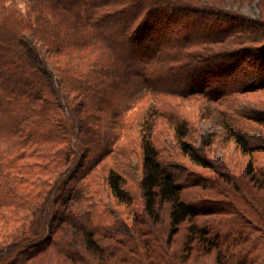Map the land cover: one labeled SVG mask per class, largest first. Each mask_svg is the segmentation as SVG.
<instances>
[{
  "label": "trees",
  "instance_id": "obj_1",
  "mask_svg": "<svg viewBox=\"0 0 264 264\" xmlns=\"http://www.w3.org/2000/svg\"><path fill=\"white\" fill-rule=\"evenodd\" d=\"M25 2L0 0V264H264V102L209 115L221 132L199 148L166 106L264 92V0L258 17L221 0Z\"/></svg>",
  "mask_w": 264,
  "mask_h": 264
},
{
  "label": "rangeland",
  "instance_id": "obj_2",
  "mask_svg": "<svg viewBox=\"0 0 264 264\" xmlns=\"http://www.w3.org/2000/svg\"><path fill=\"white\" fill-rule=\"evenodd\" d=\"M221 1H223L224 3L223 5H225L226 9H233L235 11H239L240 13H242L243 15L247 17H258L260 14L258 0H245V1L243 0H221ZM15 2L21 10L23 11L26 10L27 6H26L25 0H15ZM260 96H264V92H258L255 94H248L245 96H240L236 103L234 100H232V101L227 102L225 105L211 103L206 98H203V97H198V98L195 97V98L185 99V100L183 99L173 100L171 98H168V101L166 102H169V104H167L166 106L171 109H175V111L177 109L179 114H182L184 117H187V119L196 127L194 131V134H195L194 145L197 146V148H199L203 146V144H205L206 140H208L211 137L212 133L221 132V128L217 125V122L213 118H210L211 116L209 117V115L214 116L217 111L226 110L229 108V106L233 104L236 105L237 109L238 108L240 109L244 106V104H248V105L252 104L254 98L262 99V101L264 102V97L260 98ZM151 103H155V105L159 104L157 102H151L150 100H148L147 102L143 104V106L139 110L138 109L134 110L131 113V115L129 116V120L127 122L130 130L128 131V135L125 131L124 138H123L125 139L124 141L136 140L139 129H140L139 124L142 121V119H144L146 115L144 113L147 112V109L148 107H150ZM151 105H154V104H151ZM156 125H157V132L160 137V142L163 144V147H165V149H169V152H173L175 138L173 135V131H171L170 124L166 120L160 119L156 123ZM251 134L254 135L255 137H258L260 135V132L258 130L257 131L255 130ZM132 143H133L132 145L128 143L129 144L128 149L130 150V153H131L130 156L134 152V149L132 150L131 147L136 148V145H137L134 142ZM257 155H258L260 163L263 164L264 163V153L259 152L257 153ZM124 157L125 156L120 157V156L115 155L105 165H109V166L110 165H138L137 160L133 159V157H131L129 161L126 160L129 157L128 158H124ZM215 157L218 158L219 160H222L225 158L223 155V150L222 148H220V146H216ZM98 177L99 178L97 179L99 180V182H101V184L99 183L100 192H103L105 190L104 175H101ZM199 191H200L199 188L190 190V193H193L191 194L192 195L191 198L195 197V195H197ZM104 196L106 199H108V194L106 192L104 193ZM231 199H233V197H231ZM252 202L254 203V201ZM257 204L258 203L256 204L254 203L253 206H256ZM110 208H111V205H110ZM120 231L126 233L127 228L122 225L120 227ZM210 257H207L206 261L207 263L212 264L214 254Z\"/></svg>",
  "mask_w": 264,
  "mask_h": 264
}]
</instances>
